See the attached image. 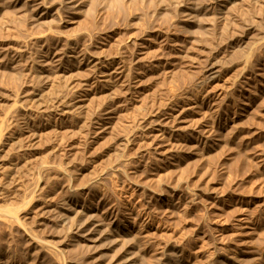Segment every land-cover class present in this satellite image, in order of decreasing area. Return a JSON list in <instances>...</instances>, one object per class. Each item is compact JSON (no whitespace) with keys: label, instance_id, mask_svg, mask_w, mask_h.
Returning a JSON list of instances; mask_svg holds the SVG:
<instances>
[{"label":"rangeland","instance_id":"1","mask_svg":"<svg viewBox=\"0 0 264 264\" xmlns=\"http://www.w3.org/2000/svg\"><path fill=\"white\" fill-rule=\"evenodd\" d=\"M261 38L264 0H0V264H118L106 241L85 240L79 206L142 222L127 236L133 264H264ZM82 56L114 68L117 85L89 75L84 109ZM172 106L185 110L170 137ZM54 110L74 135L52 133ZM194 121L206 126L201 148Z\"/></svg>","mask_w":264,"mask_h":264},{"label":"bare ground","instance_id":"2","mask_svg":"<svg viewBox=\"0 0 264 264\" xmlns=\"http://www.w3.org/2000/svg\"><path fill=\"white\" fill-rule=\"evenodd\" d=\"M39 6H41V5H39ZM39 10V9H38ZM260 40V39H259ZM254 42V41H253ZM262 43H264V39H262L261 38V40L260 41H258L257 43H255V44H257V45H260V44H262ZM242 48V46L240 47V49ZM249 48H250V45H249ZM254 48V47H253ZM242 49H244V48H242ZM248 49V48H247ZM251 49H252V47H251ZM250 49V50H251ZM234 50H236V49H234ZM233 50V51H234ZM242 51V50H241ZM72 53H73V55H75V54H78V51L77 50H72L71 51ZM236 52H238V50H236ZM235 52H233L232 54H234ZM242 53V52H241ZM246 53H247V51H246ZM250 55H251V52L249 53ZM240 55V54H239ZM247 54H245V58L244 57H242V59L244 58V66H243V68L245 69V70H247V68L249 69V57L250 56H246ZM230 57V56H229ZM39 58L41 59V61L42 62H45V64L46 63H49V61L51 60V58H50V60H49V55H48V52L46 51V52H42V53H40V55H39ZM232 58H233V56H232ZM216 59V58H215ZM231 59V58H230ZM229 59V60H230ZM49 60V61H48ZM215 61V60H214ZM217 62V61H216ZM216 62H214V64L216 63ZM79 63H80V70L81 71H83L84 73L86 72V74H85V77L81 80V82H80V84H78V92H77V94H78V96H77V106H76V108H80V109H84L85 108V102H86V100H87V97L90 95V93L92 92V90H91V88H93V85H94V83L96 82V80L95 79H93L92 77L90 78L89 77V75H92V76H96V75H103L104 77V79H101L102 81V83H104L107 87H109V88H113V89H115V87L117 86H112L109 82L111 81V79L113 78L112 77V73H114V68H110V69H106V70H103V68H99V67H97L96 65H98L97 64V62H95L94 60H90L89 58H87L86 56L85 57H81L80 58V60H79ZM242 68V72L244 71V69ZM211 69V68H210ZM122 70V69H121ZM124 71V70H123ZM126 71V70H125ZM107 72V73H106ZM116 72H117V70H116ZM106 73V74H105ZM130 73V72H129ZM139 73V72H138ZM219 73V72H218ZM117 74H123V72L121 71V72H117ZM126 75V73H124V76ZM129 75V74H128ZM130 75H131V73H130ZM213 75V74H212ZM123 76V77H124ZM73 78V77H72ZM121 78H122V75H121ZM210 79L208 80V81H205V80H202V82H200L199 84H197V85H199L198 86V91H196L197 93L194 95L193 93V97L192 98H190V100L191 101H193L191 104H202V102H203V99L206 97V95L208 94V92H206V87H207V85L210 83V81H213V80H215L216 78H217V75L215 76H212V77H209ZM218 79V78H217ZM121 80V79H120ZM129 80H130V77L129 76H127L126 77V79L124 78V80L120 83V84H118V86H120V88H121V86L122 87H124V88H127L126 86L130 83L129 82ZM138 81V80H137ZM129 82V83H128ZM214 82V81H213ZM72 83V82H71ZM196 85V86H197ZM119 88V90L121 91V89ZM195 88V87H194ZM128 90L129 89H127L126 90V92L128 93ZM111 92V91H110ZM192 92H194V90L192 91ZM123 93H125L124 91H123ZM126 93V94H127ZM93 94V93H92ZM112 94H114V93H112ZM112 94H110V96L112 95ZM130 94H131V92H130ZM188 94V93H187ZM125 95V94H124ZM173 95V94H172ZM114 96V95H113ZM112 96V97H113ZM174 96V95H173ZM187 96V95H186ZM217 96V95H216ZM171 97V96H170ZM176 97V96H175ZM183 97H185L184 95H183ZM188 97V96H187ZM186 97V98H187ZM200 97H202V99H200L199 100V98ZM208 97V96H207ZM131 98V97H130ZM179 98V97H178ZM128 99H129V97H128ZM188 99V98H187ZM207 99V98H206ZM170 100V99H169ZM176 100V99H175ZM216 100V99H215ZM172 101V100H171ZM179 101V100H178ZM190 101V102H191ZM201 101V102H200ZM189 102V103H190ZM206 102V101H205ZM209 102V101H208ZM171 103V102H170ZM190 104V105H191ZM173 105V104H172ZM182 105V104H181ZM186 105V104H185ZM189 105V104H188ZM187 105V106H188ZM213 105V104H212ZM212 105L211 104H207V107L209 108V109H212V108H214V107H212ZM178 106V105H177ZM183 106V105H182ZM168 107V106H167ZM206 107V108H207ZM180 108V107H179ZM186 108H188V107H186ZM189 108H190V106H189ZM199 108V107H198ZM202 108V107H201ZM216 108V107H215ZM217 108H218V105H217ZM235 108V107H234ZM167 109V108H166ZM192 109V108H191ZM185 110V108H183V111ZM213 110V109H212ZM62 111V110H61ZM58 111V110H54V111H52V113H51V115H52V117H53V119H55L54 121H53V124H52V126H51V129L50 130H52V133H54V134H58L59 136H60V138L62 139L65 135H64V132L66 131V134H67V132L68 131H70V132H77V131H75V130H77V129H75L76 127V125L73 127V126H71L70 128H68L67 130H63L64 128H63V126L61 125V123L59 122L58 123V121L60 120V119H58L57 118V116H61V114L64 112V111ZM181 109H180V112H179V109L177 110L175 107H171V112H168V113H170V114H168V117L167 118H165L164 119V121H165V126L167 125H171L172 127V129H171V132L169 131V134L168 135H170V137L171 136H174V132L176 131V130H174L173 129V125L176 123V121H177V117L178 116H180V114L183 112ZM211 111V110H210ZM218 111H220V109L218 110ZM158 112V111H157ZM166 112V111H165ZM178 112V113H177ZM208 112V111H207ZM217 112V111H216ZM162 113V112H161ZM160 113V114H161ZM177 113V114H176ZM215 113V112H214ZM113 114V113H112ZM165 114V113H164ZM213 114V113H212ZM162 115V114H161ZM215 115V114H214ZM213 115V116H214ZM158 116V115H157ZM182 116V115H181ZM216 117H212L211 118V121H210V129L211 130H209V131H214L215 130V128H214V126L217 124V120H219V115H218V112H217V115H215ZM185 117V116H184ZM160 117H158V119H159ZM180 118V117H179ZM210 118V117H209ZM158 119H156L157 120V123H158ZM185 119V118H184ZM156 120L154 119V121L156 122ZM161 120H162V117H161ZM179 120V119H178ZM187 120V119H186ZM193 120V119H192ZM151 121H153V120H151ZM222 121V120H221ZM226 121H227V119H226ZM154 122V123H155ZM186 122H188V121H186ZM190 122V121H189ZM208 122V121H207ZM156 123V124H157ZM194 123L196 124V126L193 128L196 132V134H193V136H195V139L197 140V142H195V146H194V148H201V146H203V145H206L205 143H206V141H204L205 139H202V135L205 133V127L204 126H197L198 124L194 121ZM84 124L85 123H83V124H77L78 126V130H80V129H82L83 128V126H84ZM150 124V123H149ZM164 124V123H163ZM162 124V125H163ZM187 124V123H186ZM188 124H190V123H188ZM200 124H202V123H200ZM218 124H219V122H218ZM83 125V126H82ZM153 125H155V124H153ZM158 125V124H157ZM161 125V126H162ZM166 126V127H167ZM192 126V125H191ZM208 126V125H207ZM85 127V126H84ZM134 127V126H133ZM148 127V126H147ZM155 127V126H154ZM187 127V126H186ZM149 128V127H148ZM169 128V127H168ZM185 128V127H184ZM191 128V127H190ZM208 128V127H207ZM214 128V129H213ZM104 129H106L105 128V126L104 125H100V124H96V125H92L91 126V128H90V130H92L95 134H96V136H100V134H102L105 130ZM163 129V128H162ZM143 130H144V128H143ZM152 130H153V126H152ZM178 130V129H177ZM218 130V129H217ZM220 130V129H219ZM81 131V130H80ZM80 131H78V132H80ZM142 131V130H141ZM145 131V130H144ZM157 131H159V130H157ZM108 132V131H107ZM143 132V131H142ZM164 132V131H163ZM168 132V131H167ZM208 132V131H207ZM217 132H219V131H217ZM33 133V132H32ZM74 133H73V135H74ZM189 133V132H188ZM213 133V132H212ZM153 134V133H152ZM152 134H150L151 135V137H152ZM163 134V133H162ZM161 134V135H162ZM103 135V134H102ZM110 135V134H109ZM148 135V134H147ZM156 135H158V134H156ZM159 135H160V133H159ZM205 135V134H204ZM210 135V134H209ZM217 135V134H216ZM30 138V140H36L37 139V133L36 134H30L29 133V135H28ZM141 136H142V134H141ZM146 136V135H145ZM102 137V136H101ZM147 137H149V136H147ZM157 137V136H156ZM217 137V136H216ZM142 138V137H141ZM145 138V137H144ZM153 138V137H152ZM166 138H167V136H166ZM174 138V137H173ZM143 139V138H142ZM164 139V138H163ZM168 139V138H167ZM211 139V138H210ZM127 140V139H126ZM146 140V139H145ZM153 140H155V139H153ZM128 141V140H127ZM179 141V140H178ZM153 142V141H152ZM174 142V141H173ZM182 142V141H181ZM208 142V141H207ZM165 143V142H164ZM180 143V142H179ZM179 143H173V145H175V146H178L179 145ZM141 144H143L144 146H151V142H148V141H142V143ZM154 144V143H153ZM152 144V145H153ZM183 144V143H182ZM128 145V144H127ZM143 145H142V147H143ZM141 146V145H140ZM168 146V145H167ZM169 146H171L170 144H169ZM191 146V145H190ZM193 146V145H192ZM127 147V146H126ZM141 147V148H142ZM157 147V146H156ZM187 147V146H186ZM144 148V147H143ZM150 148V147H149ZM166 148V147H165ZM173 148V147H172ZM181 148H183L182 147V145H181ZM188 148H189V146H188ZM203 148H205V147H203ZM202 148V149H203ZM148 149V148H147ZM171 149V148H170ZM175 149V148H174ZM185 149V148H184ZM184 149H183V151H184ZM164 150V149H163ZM172 150V149H171ZM179 150V149H178ZM177 150V151H178ZM173 151V150H172ZM176 151V150H175ZM176 151V152H177ZM181 151V150H180ZM179 151V152H180ZM187 151H189V150H187ZM165 152H166V150H165ZM164 152V153H165ZM168 152V151H167ZM163 153V152H162ZM175 153V152H174ZM178 153V152H177ZM187 153V152H186ZM198 153V152H197ZM196 153V154H197ZM181 154V153H180ZM195 154V153H194ZM202 154V153H201ZM166 155V154H165ZM175 155V154H174ZM182 155V154H181ZM122 156V155H121ZM124 156V155H123ZM176 156V155H175ZM201 156V155H200ZM199 156V157H200ZM124 158V157H123ZM184 158V157H183ZM179 159V158H178ZM199 160H200V158H199ZM184 161V160H183ZM116 162L118 163V160H116ZM119 162H120V159H119ZM121 163H122V161H121ZM43 164V163H42ZM123 165V164H122ZM121 165V166H122ZM44 166V165H43ZM43 168H46V167H43ZM93 179V178H92ZM92 179H91V181H92ZM95 180H93L92 182H89L88 184L90 185V184H92V186L94 187L95 185H96V183H97V181H96V178H94ZM98 180V179H97ZM36 182V181H35ZM37 184L38 183H36V184H34V185H36L37 186ZM91 186V185H90ZM97 186H98V184H97ZM86 188V187H85ZM88 188V187H87ZM96 188V187H95ZM83 189H84V187H83ZM89 189V188H88ZM93 190V189H92ZM82 191V190H81ZM96 191V190H95ZM88 192H89V190H88ZM77 193V192H76ZM81 194V193H80ZM88 194V193H87ZM75 195V194H74ZM79 195V194H78ZM83 195V194H82ZM77 197V196H76ZM75 197V198H76ZM171 197V196H170ZM72 198V197H71ZM169 203V202H168ZM175 203V202H174ZM172 204V203H171ZM69 205H71V207H72V203L70 202L69 203ZM68 206V205H67ZM70 207V208H71ZM79 208V209H78ZM69 209V208H68ZM74 209L76 210L75 212H77L78 211V213H80V221H81V223H80V226L81 227H83V228H85V240L86 241H88L89 243L90 242H92V243H98V242H101V241H106V243H107V248L108 249H113V250H117V253H116V262L115 263H117L118 262V264H133L132 263V259H131V255L129 256V250H130V240L129 239H127V236H128V234H135V235H139V233L141 234L145 229H144V227L142 226V222L140 223V222H134V223H132V224H125V226H121V225H118V224H116V222H114V221H111V219H101V216L99 215V212L97 211V210H95V209H93V208H89V209H83V207L82 206H79V207H74ZM64 211H63V214L64 215H67V213H66V211H67V209L65 208V209H63ZM167 210V209H166ZM113 211V210H112ZM105 212V211H104ZM102 214V213H101ZM107 214V213H106ZM113 215V214H112ZM118 215V214H117ZM107 218V217H106ZM134 221V220H133ZM146 228V227H145ZM133 238H131V240H132ZM133 242V241H132ZM38 244H39V242H38ZM135 244V243H134ZM50 245V244H49ZM49 245H45L46 247H48V248H52L51 246H49ZM131 251V250H130ZM133 251V250H132Z\"/></svg>","mask_w":264,"mask_h":264}]
</instances>
